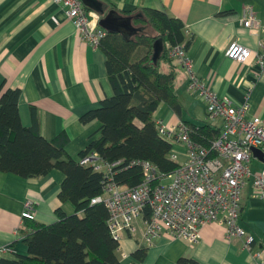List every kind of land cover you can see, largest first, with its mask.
<instances>
[{"label":"crops","instance_id":"0c3cea01","mask_svg":"<svg viewBox=\"0 0 264 264\" xmlns=\"http://www.w3.org/2000/svg\"><path fill=\"white\" fill-rule=\"evenodd\" d=\"M98 2L105 14L112 9L119 14L149 7L180 18L189 30L187 38H192L187 53L193 61V70L206 87L219 96L229 97L236 105L248 102L249 115L264 118V69L255 56L264 42V32L253 33L243 24L246 5L252 6L257 19L264 22V0ZM92 12V17L100 21L102 15ZM232 42L250 48L252 57L244 63L227 57ZM106 60L104 51L81 36L65 9L54 0H0V82L5 88L21 90L22 123L25 126L34 123L31 107H36L42 135L52 140L64 134L65 151L75 160L81 158V151L101 125L96 119L83 123L81 116L113 94ZM188 81V73L177 65L181 113L178 115L169 105L161 104L154 114L155 120H162L167 126L181 120L207 122L220 129L221 119L207 116L206 103L197 91L188 89ZM175 149L179 160H183L184 145L175 144ZM254 161L258 165L252 169L258 173L264 162L255 154L251 167ZM63 180L64 174L58 169L28 178L0 172V247L10 245L15 253L27 252L24 237L34 223L23 220L21 214L28 200L37 205L34 221L37 224L56 221L58 208L67 214L74 212L71 202L59 199ZM242 203L239 224L255 237L253 249L262 251L264 256V202L252 181L243 188ZM141 228L135 234L122 235L119 249L122 260L130 261L132 253L145 245ZM147 248L143 264H179L181 257L192 258L198 264H255L244 239L228 238L225 228L217 223H207L201 228L198 243L164 234Z\"/></svg>","mask_w":264,"mask_h":264},{"label":"trees","instance_id":"16d2710c","mask_svg":"<svg viewBox=\"0 0 264 264\" xmlns=\"http://www.w3.org/2000/svg\"><path fill=\"white\" fill-rule=\"evenodd\" d=\"M119 15L131 17L127 27L123 31L106 30L99 42L107 56L113 94L81 116L83 123L96 119L101 125L80 157L97 151L107 162L121 161L114 179L132 187L144 179L143 167L137 162L149 161L164 176L179 166L171 157L172 141L159 134L154 114L161 104H167L180 115L177 65L169 57L168 48L184 44L188 49L192 38H187L180 18L160 9L145 7ZM157 40H162L163 49L155 57ZM20 95L19 88H5L0 82V172L28 178L60 170L64 180L59 199L71 202L75 210L67 214L58 208L57 220L49 224L27 220L34 223L24 237L27 252L0 255V264H143L148 248L140 245L130 261L122 260L120 241L107 223V207L102 202L91 203L103 191L105 174L69 157L64 134L52 140L45 138L36 107H31L34 123L25 126L19 112ZM184 122L192 140L205 147L220 134V129L210 123ZM179 264L198 262L181 257Z\"/></svg>","mask_w":264,"mask_h":264},{"label":"built area","instance_id":"2783aa9c","mask_svg":"<svg viewBox=\"0 0 264 264\" xmlns=\"http://www.w3.org/2000/svg\"><path fill=\"white\" fill-rule=\"evenodd\" d=\"M54 1L65 9L81 36L99 46L106 29L92 17L93 10L88 9L82 0ZM243 24L253 33L264 32V22L257 19L250 5L243 8ZM188 32L185 29L186 35ZM168 55L188 73V89L197 91L206 103L207 116L221 119L220 134L210 147H205L192 140L189 127L183 120L172 126L156 120L159 134L172 141L171 157L179 162V166L164 176L149 161L137 162L143 167L144 179L132 187L123 186L114 179L121 161L107 162L97 151H91L86 157H81L80 162L103 172L106 178L102 193L92 198L91 203L105 204L109 214L108 226L120 243L124 233L135 234L140 227L147 247L153 246L164 234L198 243L201 228L207 223H217L225 228L228 238L244 239V246L255 264H264L263 252L253 249L255 237L239 224L242 192L249 181L264 202V168L254 173L251 167L254 148L264 156V118L249 115L248 102L236 105L229 97L219 96L206 87L194 72L193 61L184 44L169 47ZM226 55L244 63L253 52L232 42ZM255 56L264 69V42L260 43ZM175 144L184 145L183 160H179ZM163 178L169 181L164 184ZM36 214L37 205L26 201L22 219L35 220ZM11 251L10 245L0 247V255Z\"/></svg>","mask_w":264,"mask_h":264},{"label":"water","instance_id":"95a60500","mask_svg":"<svg viewBox=\"0 0 264 264\" xmlns=\"http://www.w3.org/2000/svg\"><path fill=\"white\" fill-rule=\"evenodd\" d=\"M82 1L86 7L102 15L99 24L101 27H103L106 30L123 31L127 27L129 20L131 19V17H124L122 15L117 14L114 9L110 10L108 13L105 14L104 9L102 8L98 0H82ZM154 49H155V57L159 56V54L163 49L162 40H157L154 43ZM253 153L260 160L264 162L263 153L259 149L254 148Z\"/></svg>","mask_w":264,"mask_h":264},{"label":"rangeland","instance_id":"374dc122","mask_svg":"<svg viewBox=\"0 0 264 264\" xmlns=\"http://www.w3.org/2000/svg\"><path fill=\"white\" fill-rule=\"evenodd\" d=\"M215 119H216V118H212V120H215ZM257 165H258V163H255V161H254V163H252V168H254V170H255L256 167H257ZM168 181H169L168 178H163V179H162V183H164V184H166Z\"/></svg>","mask_w":264,"mask_h":264}]
</instances>
